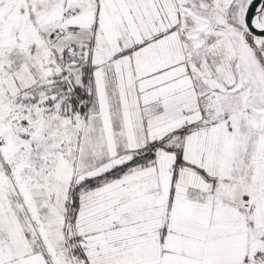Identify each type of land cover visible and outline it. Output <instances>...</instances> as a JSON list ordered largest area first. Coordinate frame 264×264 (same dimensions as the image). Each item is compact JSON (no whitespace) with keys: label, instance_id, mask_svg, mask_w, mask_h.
I'll list each match as a JSON object with an SVG mask.
<instances>
[{"label":"snow or ice","instance_id":"obj_1","mask_svg":"<svg viewBox=\"0 0 264 264\" xmlns=\"http://www.w3.org/2000/svg\"><path fill=\"white\" fill-rule=\"evenodd\" d=\"M0 264H264V0H0Z\"/></svg>","mask_w":264,"mask_h":264}]
</instances>
